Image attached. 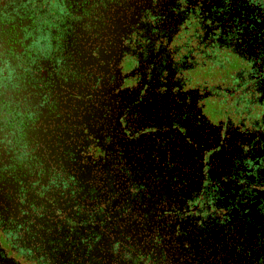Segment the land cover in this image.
Masks as SVG:
<instances>
[{"label":"flooded vegetation","instance_id":"1","mask_svg":"<svg viewBox=\"0 0 264 264\" xmlns=\"http://www.w3.org/2000/svg\"><path fill=\"white\" fill-rule=\"evenodd\" d=\"M0 264H264V0H0Z\"/></svg>","mask_w":264,"mask_h":264}]
</instances>
